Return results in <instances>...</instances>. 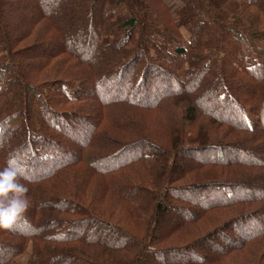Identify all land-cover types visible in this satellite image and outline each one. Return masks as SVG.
<instances>
[{"label":"trees","instance_id":"obj_1","mask_svg":"<svg viewBox=\"0 0 264 264\" xmlns=\"http://www.w3.org/2000/svg\"><path fill=\"white\" fill-rule=\"evenodd\" d=\"M21 2L25 7L13 15L11 0H0V170L9 158H20L30 207L13 229H0V264H18L29 246V261L20 264H221L236 247L264 237V207L251 211L238 204L264 198V0H240L232 27L220 14L223 0ZM85 27L91 34L83 51L72 37L83 36ZM208 27L215 29L206 36ZM38 35L45 51L26 48L28 60H10L12 43ZM62 54L58 72L43 80L44 105L34 108L23 85L42 83L34 73L55 68L52 59ZM128 78L133 81L126 90ZM81 100L75 109L62 108ZM228 127L240 134L228 138ZM106 129L139 139L101 160V132L109 135V151L118 138ZM63 132L78 142L72 152L60 142ZM15 133L21 144L6 149ZM145 161L153 175L146 187L129 181L143 180L141 174L127 178L124 189L107 181L118 169ZM232 168L242 175L215 177ZM191 174L197 181L173 185ZM254 179L263 186L260 194L252 189ZM109 188L127 202L150 198L146 235L113 221L130 205L104 201ZM190 203L199 211L184 208ZM228 205L236 208L227 219L205 226V211ZM170 211L175 223L160 229ZM191 220L204 230L167 248L166 238L187 233ZM91 225L89 233L81 230Z\"/></svg>","mask_w":264,"mask_h":264},{"label":"rangeland","instance_id":"obj_2","mask_svg":"<svg viewBox=\"0 0 264 264\" xmlns=\"http://www.w3.org/2000/svg\"><path fill=\"white\" fill-rule=\"evenodd\" d=\"M228 2H230V3L228 4ZM11 3L13 4V6H10L11 10H9V11L12 12L13 15L19 14L21 12L20 7H19V5L22 4L21 0H11ZM240 4H241L240 0H223V2L220 4V6H219L220 14H221L222 17L226 18L224 20V24H226L227 27H232V16H234L233 12L236 9L239 8ZM23 6L25 7V5H23ZM219 8H217V9H219ZM97 19H99V18H97ZM173 19H174V17H173ZM242 27H244V26H241L239 28H242ZM214 29H215V27L213 29H210L209 27L206 28L205 29L206 36H208ZM80 33H82L83 36H80V34H78L76 32V33H73L74 37H72V38H73V41L76 44V46L79 48V50H83L84 51L85 47H88L89 44H90L89 35L91 33L89 32V30L86 27L83 28V30ZM38 36H37V40H35L34 38H28L26 40V42H22L21 44L20 43H18V44L12 43L13 53L10 55L11 56L10 60L11 61L13 60V62H15V63L16 62L19 63V62H23V61L28 60L26 58L24 59V57L22 56L24 54V49H26V48H31V49H29L28 52L31 53L32 51H35V52L38 53V55L41 53V51H45V46L43 45L42 42H40L42 40L41 36H39V40H38ZM185 36L187 37V32H185ZM183 37H184V35H183ZM67 41H68V39H67ZM181 41L184 42L185 38H183V40H181ZM78 48H76V49H78ZM16 49H18L19 52H15ZM15 53H17V54H15ZM66 56L67 55L62 54L60 56L54 57V59H52V63H53L55 68H52V69L46 68L43 71L41 70V71H39L37 73H34V75H38V77L40 79H42V81L46 78V76L54 75L55 73L58 72V70L56 69V66H57L56 65V61L58 59H60V58L66 57ZM8 59H9V57H8ZM76 61L78 62V60H76ZM70 65L71 64H67L65 66V68H69ZM61 66H62V64H60L59 67H61ZM99 69H100V71L98 72L99 73L98 76L102 77L101 79H104L105 76L103 75L104 74L103 72H105V71H103L104 69H102V68H99ZM16 70L18 71L17 66H16ZM48 71H50V72H48ZM31 75H32V73H31ZM107 81H108V79H107ZM132 81H133V79L131 80L130 78H128V80H126V82H125V84H126L125 89L126 90L131 88ZM108 82H110V81H108ZM25 83H26V80H25ZM44 83H45V81H43L40 84H35V85H33V87H31V89H30V87L27 88V85H23L24 89H25L24 93H25V97H26L27 103L28 102L32 103V106L34 108L40 109L44 105L45 95H46L44 93L45 90L43 88ZM217 86H220V85H217ZM33 89H36L35 92H40L41 93V97H37L36 94L33 93ZM232 91L235 94H237V90L232 89ZM83 101L84 100L71 101V102H68L66 104V106H63L62 108H65V107H67V108L78 107L77 105L79 103H82ZM92 104H94V103H92ZM115 107H112V109L115 108ZM26 108H28V110H31V108L29 106H27ZM94 109H95V106L92 105V109L90 108L89 115L94 114V111H95ZM85 114H88L87 111H86ZM31 115H32V113H31ZM89 123H91V121H89ZM61 125L63 126V124H61ZM82 128H84V127H82ZM87 130H88V128L86 127V129H84L80 134L83 137L84 136L85 137L88 136ZM106 130H108V129H106ZM109 131L111 132V130H108V132ZM226 131H228V133H227V137L228 138L231 135V133L232 134L234 133V134H237V135L240 134V130H236V129H232V128L230 129V127H228L226 129ZM111 133H113V132H111ZM101 134H102L101 135L102 137L99 140V142L96 144V148L97 149L100 148V150L99 149L98 150L100 151L99 155H101L100 156L101 160L102 159L106 160L105 157L108 156V155L114 154L116 152V149H117V151H118V149L121 150V148H120L121 146L120 145H125L124 143H127V142L131 141L130 139H133V140L135 138L139 139L136 136L127 135L126 131L115 132V134L114 133L113 134L115 136L117 135L118 138L116 139L115 143L112 142V145H110L111 150L109 151L108 150V148H109L108 145H109V143H111V140L109 138H106V135H107V137L109 135L105 134V133L103 134L102 132H101ZM19 135H21V133H15V136L12 138L11 142H9V145H8V147L6 149H8V148L11 149V147L15 148L16 146L21 144V140H22L21 138L22 137L19 136ZM58 137H60V142L66 148L70 149L71 152H72L71 149L76 147L77 144H78V142L76 140H74L73 138L71 139L65 132L61 133L60 136H58ZM233 138H234V135H233V137L231 139H233ZM99 144H101L100 147H98ZM96 148L94 150V147H93L91 149L90 153L95 152ZM105 148H106L107 152L105 150H103ZM111 151H113V152H111ZM20 155H23L22 151L20 152ZM16 161L20 162L21 160H20V158H18V159H16ZM137 163L138 162H134V163H131L130 166H126L124 168L118 169V172L116 173V176L110 177L107 181L108 182L109 181L113 182V186L114 187H117L119 185L118 188H121V189L123 188L124 189L126 184L123 187L121 185H122V183H124V181L127 178H131V177L134 178L135 176H133V175L141 174L143 176V180H138V179L134 178L135 181H131L130 179H129V181H130L131 184L132 183L140 184L139 186H137L139 188H143L144 186L146 187V185L151 183V181L149 179L153 177L152 171L149 169L147 162L145 164L144 163L143 164L142 163L141 164H139V163L137 164ZM180 166H181V164L178 166V168H180ZM214 167L215 166H213V167L210 166V168H214ZM206 168H207V166L205 167V169ZM210 168L208 170H210ZM247 170H248V168L246 169V172H247ZM123 171H125V172L122 173ZM227 171H228L227 173L226 172L219 173V176L217 174L215 177H217L219 180H228V181H230V179H227V178H232V176H241L242 175V173L236 172L235 170H233V168H232V170H227ZM249 171H252L251 173H253L254 172L253 167H252V170H250V168H249L248 172ZM242 172H243V177H242L243 181H246L249 177L248 176L245 177V175H246V173H244L245 171H242ZM248 172H247V174H248ZM207 173H208V171H207ZM193 181H197L196 174H191L187 178L184 177V179L178 178V179L175 180V182H173V185L174 186L175 185H177V186H179V185H188L189 183H192ZM157 182H159V180L154 182V183H152V185H156ZM250 182L254 184V185L251 184L253 191H255L256 193L260 194L261 193L260 191H261V189L263 187V186H260L261 182L257 183V179H254L253 181L250 180ZM98 183L94 182V185H96V187H97ZM110 184H112V183H110ZM108 191H109L110 194L103 198L104 201L108 202V198H110L113 201H115V200L118 201L119 200V201H122V203L126 202V203H128L130 205L128 208H126L127 209V210H125L126 213L124 212V214H122V211H119L118 212V216H116L114 218L115 220H113V221H115L116 223H121V225L127 227L131 232H136V234H138L139 236L146 235V231L148 230V228H150V221L148 222V220L150 218V214L148 213V211L152 212V208H151L152 205L150 204V198L148 197L147 199L143 198V199H140V200H136L133 203L132 201L131 202H127L126 200H124V199H122L120 197H117L115 195L114 191L111 190V188H109ZM135 192H136V188L133 189L132 192H130V193L134 194ZM111 195H113L114 198H112ZM182 195H183L184 199H186V200L188 199V198L185 197V193L184 194L182 193ZM120 204H121V202H120ZM238 204H240V205L244 204L245 209H250L251 211L252 210H258V209L262 210L263 209L262 207H264V198L260 199V202H254V204L251 203V202L238 203ZM183 205H184L185 209H187L188 207H190L192 205V209L194 211H199V207H200V205H198L196 203L195 204L194 203L193 204L190 203V204H187V205L183 204ZM132 206H133V208H132ZM137 207L144 208V211L141 212L142 214L137 212V209H136ZM235 208H236V206L232 207V206L228 205V206H224V207H219L218 209L211 208L208 211H205L206 215L204 214L205 215L204 217L208 218L207 220L203 221V222L207 221L205 223V226H210V224L218 223L219 220L223 221V220L227 219L229 213L232 212V211L234 212ZM135 209H136L137 214L131 216ZM188 210H190V209H188ZM205 212H203V213H205ZM62 217H65V216H62ZM70 218H71V216H70ZM213 220H214V222H213ZM175 221H176V218H175V213L173 211L164 212L163 215H162V222L160 223L159 227H160V229H162V227L163 228L164 227H171L173 225V223H175ZM195 221L196 220H194V221L191 220V222L187 223L188 227L190 226V228L188 229L187 233L186 232H182V231L179 230V231H177V233L172 235V237L168 236L166 238V240L163 242V244L166 245L167 248H171L173 246L177 247V246H179L178 243H180V244L186 243L185 241H190L195 236L200 234L202 232L201 230H204V229L201 228L200 226L197 227L196 224L199 222V220L196 223H195ZM133 222H136L137 225L133 224ZM24 224H25L24 226L23 225H21V226L22 227H27V224L26 223H24ZM94 228L95 227H93V225H91L90 228L89 227H82L81 230L89 233L91 231L90 229L93 230ZM100 232H103V231H100ZM31 247L32 246L27 247L25 253H23L19 257L18 264L25 263V262L29 261V259H28L29 256H30L29 254L32 253V249H33ZM228 255H230V256H225V257H223L221 259L222 260L221 264H264V237L263 236H259V239L254 238L253 240L249 241L248 243H245L244 245H242V246H240L238 248L236 247L235 250L233 251V253L228 254ZM12 264H15V263H12ZM218 264H219V262H218Z\"/></svg>","mask_w":264,"mask_h":264},{"label":"clouds","instance_id":"obj_3","mask_svg":"<svg viewBox=\"0 0 264 264\" xmlns=\"http://www.w3.org/2000/svg\"><path fill=\"white\" fill-rule=\"evenodd\" d=\"M23 177L24 171L15 158H9L0 170V229H13L30 207Z\"/></svg>","mask_w":264,"mask_h":264}]
</instances>
